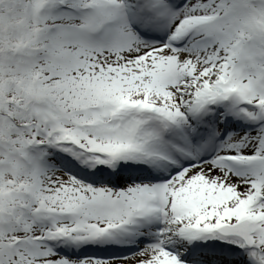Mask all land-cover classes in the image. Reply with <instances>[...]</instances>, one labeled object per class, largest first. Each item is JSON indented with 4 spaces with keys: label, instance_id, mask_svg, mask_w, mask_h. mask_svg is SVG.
<instances>
[{
    "label": "snow or ice",
    "instance_id": "1",
    "mask_svg": "<svg viewBox=\"0 0 264 264\" xmlns=\"http://www.w3.org/2000/svg\"><path fill=\"white\" fill-rule=\"evenodd\" d=\"M0 264H264V0H0Z\"/></svg>",
    "mask_w": 264,
    "mask_h": 264
}]
</instances>
